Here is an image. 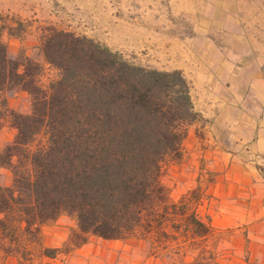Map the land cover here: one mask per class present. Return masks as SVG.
<instances>
[{"label": "trees", "instance_id": "1", "mask_svg": "<svg viewBox=\"0 0 264 264\" xmlns=\"http://www.w3.org/2000/svg\"><path fill=\"white\" fill-rule=\"evenodd\" d=\"M5 30L0 122L7 119L16 135L0 150V171L13 175L10 185L0 184V253L16 254L67 215L77 224L74 247L91 237L138 238L180 264H223L207 250L211 219L172 202L163 181L199 117L184 73L138 65L95 39L50 29L40 49L56 79L45 88L43 67L15 59ZM17 90L30 96L29 114L10 108ZM186 250L197 252L190 262Z\"/></svg>", "mask_w": 264, "mask_h": 264}, {"label": "rangeland", "instance_id": "2", "mask_svg": "<svg viewBox=\"0 0 264 264\" xmlns=\"http://www.w3.org/2000/svg\"><path fill=\"white\" fill-rule=\"evenodd\" d=\"M214 22L220 27H209ZM0 26L10 29L3 40L15 59L28 57L43 67L39 81L45 88L56 79L40 49L41 38L50 29L95 39L138 65L159 70L181 63L199 45L202 34H211L220 48L242 52L243 47L230 44L227 37L244 34L253 51L264 57V0H0ZM9 103L18 113L31 112V98L25 92H12ZM198 115L188 129L182 158L165 169L164 184L172 202L186 204L189 213L205 221L211 219L213 234L207 250L217 261L249 264L236 204L240 189L228 182L236 173L221 170L224 164L211 154L214 141L207 139ZM15 135L7 119L0 122V150ZM12 180L9 170L0 171V184L8 186ZM75 232V220L64 215L43 226L39 239L26 242L16 254L0 253V264H180L169 252L154 250L138 238L91 237L74 247L69 240ZM188 252L186 262L197 253Z\"/></svg>", "mask_w": 264, "mask_h": 264}, {"label": "crops", "instance_id": "3", "mask_svg": "<svg viewBox=\"0 0 264 264\" xmlns=\"http://www.w3.org/2000/svg\"><path fill=\"white\" fill-rule=\"evenodd\" d=\"M227 41L243 52L220 48L202 34L188 57L165 70H182L191 81L195 110L214 141L211 154L224 164L221 170L236 173L229 186L243 194L236 204L249 264H264V57L244 34Z\"/></svg>", "mask_w": 264, "mask_h": 264}]
</instances>
